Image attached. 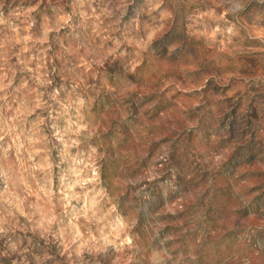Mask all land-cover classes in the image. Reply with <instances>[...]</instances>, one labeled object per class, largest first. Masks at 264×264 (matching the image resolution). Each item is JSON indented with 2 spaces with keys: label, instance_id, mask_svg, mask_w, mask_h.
Returning a JSON list of instances; mask_svg holds the SVG:
<instances>
[{
  "label": "clouds",
  "instance_id": "obj_1",
  "mask_svg": "<svg viewBox=\"0 0 264 264\" xmlns=\"http://www.w3.org/2000/svg\"><path fill=\"white\" fill-rule=\"evenodd\" d=\"M0 264H264V0H0Z\"/></svg>",
  "mask_w": 264,
  "mask_h": 264
}]
</instances>
